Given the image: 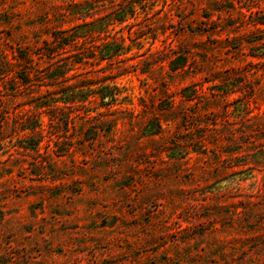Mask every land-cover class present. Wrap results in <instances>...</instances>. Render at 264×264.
<instances>
[{
  "label": "rangeland",
  "instance_id": "374dc122",
  "mask_svg": "<svg viewBox=\"0 0 264 264\" xmlns=\"http://www.w3.org/2000/svg\"><path fill=\"white\" fill-rule=\"evenodd\" d=\"M262 15L264 0H0L10 59L71 68L14 98L0 84V264H264ZM73 87L95 93L27 105Z\"/></svg>",
  "mask_w": 264,
  "mask_h": 264
},
{
  "label": "trees",
  "instance_id": "16d2710c",
  "mask_svg": "<svg viewBox=\"0 0 264 264\" xmlns=\"http://www.w3.org/2000/svg\"><path fill=\"white\" fill-rule=\"evenodd\" d=\"M253 6H254V1ZM254 26H264V15L254 18V21L252 22ZM88 24L84 25L87 26ZM83 27V26H82ZM81 28V27H79ZM80 36L75 35V38H79ZM61 40L60 38H56V42H59ZM264 50V46L261 47ZM114 52H118L117 49L114 50ZM255 57H263L264 58V51L260 52ZM32 61H30V57H28L27 53L25 51H19L18 56H14L12 59L9 58L7 49L4 48V44L0 43V84H2L5 88V91L7 94L5 96H10L11 98H14L15 96H18L21 91V87L23 91H27L29 87L31 86V75L34 73L33 79H36L40 82H43L42 87L46 88H53L56 87L64 76L71 71L70 66L64 65L59 66L57 63L52 64L51 67L47 68L46 72H40L37 69H35L33 66L30 65ZM264 70V67H263ZM8 85H10L9 89L7 88ZM40 86V87H41ZM88 85H81L79 88L89 87ZM39 87V88H40ZM76 88V87H75ZM110 88L104 87L103 89L99 90L100 96L103 101L106 99L111 102L113 100V93L110 92ZM40 90V89H39ZM35 91L33 94H39L37 98H31L30 103L27 105L29 106H35L37 110H51L58 107L59 100H55L52 96H58L61 94L62 96H65L68 91H72L71 97H66V101L73 104V103H85L89 96L91 94H94L93 92H77L74 90V87L72 89H66V91L62 90H54L50 92L48 95H41V91ZM190 87L184 89V92H189ZM40 92V93H39ZM3 92L0 91V108L3 106L4 102L2 101V97L4 96L2 94ZM17 94V95H16ZM52 97L50 100L49 98ZM63 99V97H62ZM66 102V104H67ZM107 102V103H109ZM26 104V103H25ZM24 104V105H25ZM37 114L32 116V120L25 119L23 121V126L25 127L24 131H28V135L25 137L23 149L25 150H32L37 151L38 147L41 143V134L39 133V129L41 127V120L39 119L38 112ZM41 114V113H40ZM4 120V119H2ZM152 128H154L153 135H159L161 134V125L157 123V125H154V123H151ZM1 146V141H0ZM264 154V153H263Z\"/></svg>",
  "mask_w": 264,
  "mask_h": 264
}]
</instances>
